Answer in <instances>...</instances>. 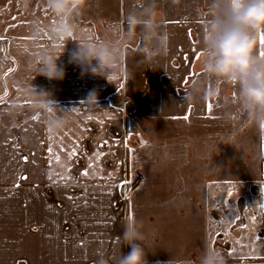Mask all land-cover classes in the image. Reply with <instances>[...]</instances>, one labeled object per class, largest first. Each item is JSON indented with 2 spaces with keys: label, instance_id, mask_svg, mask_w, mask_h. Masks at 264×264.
Masks as SVG:
<instances>
[{
  "label": "crops",
  "instance_id": "crops-1",
  "mask_svg": "<svg viewBox=\"0 0 264 264\" xmlns=\"http://www.w3.org/2000/svg\"><path fill=\"white\" fill-rule=\"evenodd\" d=\"M16 10L0 16L6 38L0 40V264H118L130 249L123 223L110 221L131 203L123 202L129 191L136 196L131 220L140 227V209L149 207L148 264H198L205 249L219 251L227 264H264V125L241 109L235 86L203 71L210 0H118L113 20L84 13L71 21L70 40L52 34L58 27L40 29L20 19ZM81 42L118 50L104 76L71 62ZM45 53L58 58L63 79L38 74ZM90 93L96 102H87ZM127 99L149 112V128L162 133L158 152H166L149 154V177L132 171L127 160L113 176L101 168L99 179L83 164L88 175L74 180L68 170L83 148L80 140L74 147V129L79 135L101 128L107 106L122 113L114 106ZM61 119L62 127H54ZM98 146L92 149L97 155ZM91 153L83 157L90 165ZM57 157L70 167H59ZM110 188L121 213L111 211L103 194ZM75 191L87 195L79 197L81 221L73 217Z\"/></svg>",
  "mask_w": 264,
  "mask_h": 264
},
{
  "label": "clouds",
  "instance_id": "clouds-1",
  "mask_svg": "<svg viewBox=\"0 0 264 264\" xmlns=\"http://www.w3.org/2000/svg\"><path fill=\"white\" fill-rule=\"evenodd\" d=\"M49 4L58 15L66 14L70 7L68 0H49ZM210 9L201 39L203 71L209 78L235 86L241 109L264 125V58L258 52L264 33V0H210ZM143 23L146 30L154 27L151 20ZM56 31L62 40H70L72 36L68 24L60 25ZM164 39L161 37V41ZM77 44L71 62L93 74L104 76L119 55L117 49L107 44ZM57 59L45 53L38 74L50 80L63 79L64 72L57 66ZM89 100L96 102L95 93L89 94ZM48 103L53 105L51 99ZM64 123L63 119L53 121V126L62 127ZM141 237L138 222H127L122 238L130 250L122 251L118 264H148ZM198 264H227V260L219 251L205 249Z\"/></svg>",
  "mask_w": 264,
  "mask_h": 264
},
{
  "label": "rangeland",
  "instance_id": "rangeland-1",
  "mask_svg": "<svg viewBox=\"0 0 264 264\" xmlns=\"http://www.w3.org/2000/svg\"><path fill=\"white\" fill-rule=\"evenodd\" d=\"M68 3L70 7L69 10L66 11V14L58 15L51 8L49 0H0V16H2V12L4 11L11 13L18 11L16 9H19L21 15L20 19H23L26 22L30 21L38 23L40 25V29H43V27L51 29L53 27H59L62 24L69 25L71 21H76L82 18V14L84 13L85 19L92 18L96 20L104 18L106 20H113L115 16L114 12L118 8V0H68ZM2 33L3 31L0 30V34ZM136 101L140 103V97H136ZM114 107H123L121 109L122 113L114 109L112 110L107 106L108 110L106 109L105 111L106 120L103 121L105 124L103 126L105 127L102 126L101 128L91 127L90 129H82L83 131H80L79 135L76 134L81 129H74V147L75 145L79 147V140L83 145L80 157L78 149L75 150V157L78 159L74 161L73 167L68 170L71 173L73 170L72 175L74 180H77L78 175H81L82 172L86 171L85 169H82L83 164L85 166H90L89 162H87L86 159H83V157L87 154L89 155L92 152V149H94L97 145L101 148V150H99L100 154L97 155L94 150L91 153V156L94 159L90 160L92 162L91 168L95 169L90 170V173H94L93 178L99 179L98 174L96 173L100 172L99 170H102L101 168L106 169L107 174L113 176L116 173L115 168H120V166H123L127 160L128 166L129 162L131 164L130 167L132 171H144V173H146L145 176L149 177V154L158 152L162 148V144L159 143V139H162L161 129L149 128V112L140 111L139 108L143 107L140 104L136 107L131 100L128 101L127 99L124 100L122 104L120 103ZM107 113L112 114V117L108 118ZM152 135H155V137L158 136V138L155 139L154 137V142L150 144L152 148H149V139ZM94 137H97L98 141H96V143L93 141ZM129 139L130 142L128 141ZM170 151L172 152L174 150L171 149ZM170 154L176 155V153ZM61 162H63V166H59ZM177 163L178 160H175V165ZM58 166L61 168H69L70 160H59ZM178 166H182V164L180 163ZM91 178L92 177H89V179ZM142 178L143 176L140 177V181ZM93 184L96 185L97 183L93 182ZM101 187H103V185H101ZM112 189L114 190V188ZM129 192L125 193L123 202L127 200L133 203L136 201V196L133 195L129 197ZM90 193L96 194V192L93 191ZM103 194L109 199L108 205L109 207L111 206L112 212H115V210L118 213L122 212L121 216L116 214V217L110 221L111 226L114 227L115 223L117 225L123 223L122 231H124L126 225L125 223L132 221L129 220L128 217H136L135 210L133 208H129V205L131 204L129 203L128 205L122 204L123 208H121V212H119V208L115 209L112 206V201L116 198L111 188L105 190ZM138 194L145 196L144 193ZM96 195L94 196L95 200L98 199ZM79 197H83L85 199L87 195L81 191H75L73 196V201L75 203L73 217L79 218L81 221L83 219V214H81L82 208ZM133 199H135V201H133ZM119 202L120 201L118 200L114 201V205H117ZM125 211L127 213L126 215L124 213ZM120 217L122 218V221L120 220ZM139 219L145 220L143 223L145 228L139 226V229L142 235L146 237L145 239H141L140 242L142 244L146 243L149 246V207H143L140 209Z\"/></svg>",
  "mask_w": 264,
  "mask_h": 264
},
{
  "label": "snow or ice",
  "instance_id": "snow-or-ice-1",
  "mask_svg": "<svg viewBox=\"0 0 264 264\" xmlns=\"http://www.w3.org/2000/svg\"><path fill=\"white\" fill-rule=\"evenodd\" d=\"M6 38L5 37H0V40H5ZM259 55L262 57V58H264V33H262L261 34V37H260V51H259ZM199 58V56H197V59ZM212 104L211 103H209L208 105H207V109H208V111L209 112H211L212 111ZM189 113L191 112V109L189 108ZM174 119H176V118H178V117H173ZM183 119H185V120H188L189 119V116L188 115H185L184 117H183ZM49 151H51V149H49ZM74 153H72V154H70V156L71 155H73ZM25 159V161H27V157H25L24 158ZM59 160V157H57V161ZM90 167H91V165H90ZM81 175H83V176H87L88 175V172L87 171H84V172H82L81 173ZM20 179H22V180H25V179H27V177L26 176H21L20 177ZM123 183H130V181H126V182H122V184ZM225 183H228V184H231L232 182L231 181H225ZM211 186V185H210ZM16 187H19V185H16ZM227 195L229 196V197H232L233 195H234V192L232 191V189H229L228 190V193H227ZM68 199H72V197H68ZM129 218V220H131L132 219V217L131 216H129L128 217ZM237 219H239V217H237ZM253 219H255V218H253ZM246 227V226H245ZM231 252H229L228 253V255L229 256H231Z\"/></svg>",
  "mask_w": 264,
  "mask_h": 264
},
{
  "label": "water",
  "instance_id": "water-1",
  "mask_svg": "<svg viewBox=\"0 0 264 264\" xmlns=\"http://www.w3.org/2000/svg\"><path fill=\"white\" fill-rule=\"evenodd\" d=\"M52 34L56 37H59V33L56 30L52 31Z\"/></svg>",
  "mask_w": 264,
  "mask_h": 264
}]
</instances>
